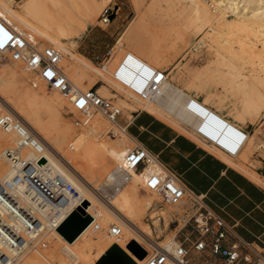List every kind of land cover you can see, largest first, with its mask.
<instances>
[{"label":"bare ground","instance_id":"obj_1","mask_svg":"<svg viewBox=\"0 0 264 264\" xmlns=\"http://www.w3.org/2000/svg\"><path fill=\"white\" fill-rule=\"evenodd\" d=\"M104 2L105 0H0V19L26 35L28 39L50 42L58 46L59 64L76 88L84 90L81 80L87 79L93 84L109 83L122 92L126 88L110 77V63L103 67L105 72H101L88 58L79 53H72L64 42L68 38L77 36L87 24L93 22ZM152 2L149 9L156 11L159 8L158 13L161 11L162 14L158 15L163 19H160V22H163L165 31L157 35V40L154 42L146 41L143 37L131 38L130 35L144 24L146 15L139 2L134 0L136 16L131 19V24L118 39V51H122L126 46L124 51L133 53L152 66L165 69L171 65V77L169 78L166 73L160 91L151 100H141L130 91L125 93L135 102L148 106L151 111L167 119L170 124L194 138L230 165L239 169L242 166L247 168L251 151L261 145L256 142V133L261 130L255 129V132L250 134L243 125L252 124L254 118H264V0H154ZM191 23L199 24L198 34L206 38L210 48L214 50L215 58L204 66L205 71L239 67V75L232 77L233 83L241 91L239 99L231 103L226 112L201 100L192 90V85L184 86L186 91L178 85L180 71L175 63L171 64V60L179 53L185 42L186 31L179 24L185 27ZM124 42L127 45L123 47ZM160 44L162 48L159 47ZM241 67L250 70L246 69L249 70L247 73L242 72ZM17 74L22 75L33 85L23 89L22 92L18 91L13 81ZM31 74L33 71L23 66L20 61H12L10 65L0 66V115L12 114L17 117L41 140L43 144L41 159L46 160L52 171L63 175L79 193L83 199L81 201L83 211L88 212L99 223L100 228L92 231L88 221L70 239L53 229L47 236L45 248L35 250L26 248L17 253L11 264H44L48 259L56 264H96L112 244L121 248L132 259L133 264H141L152 247L157 244L162 245L154 240L150 227L141 223L154 198H157L150 191L140 189L142 176L150 167L140 172L128 169L129 179L115 189L113 195L109 197V202H104L94 195L92 187L99 186L94 176L115 163L105 180L109 184L114 178L115 167L121 164L124 153L131 147L125 145V138H129L131 142L132 138L126 131L111 127L109 120L104 119L97 111L98 108L94 107L96 111H93L90 110L93 107H87L79 111L86 113L80 120L90 135L82 132L75 139L77 135L72 137L69 125L62 124L58 117L57 108L64 104L65 94L49 87L53 90L50 91L47 89L48 86L46 88L35 79H31ZM102 87L103 84L96 92H103ZM190 98L196 101V111L207 116L212 122L213 129L208 132L210 138L222 142L226 135H236L238 131H244L245 138L238 147V161L213 144H207L199 139L188 127L198 120L196 113L185 108V103ZM120 106L124 108L129 106V103L123 101ZM157 106L169 111V116ZM216 124L220 128L218 132L217 127L214 128ZM200 128L204 129V124H200ZM105 133L111 134L109 139L102 138ZM15 140L14 131L9 126L0 125V181L12 173L11 168L3 161L4 154L3 151L1 152V147L12 145ZM65 143H69L75 153L69 155L64 149ZM21 153L26 157L36 156L32 149L27 147L22 148ZM248 175L254 177L251 173ZM17 196L23 205H32L20 189ZM73 205L70 199L66 209H70ZM6 210L7 205L1 203L0 215L9 220L5 217ZM109 222L118 225L117 234L108 232ZM130 240H134L143 249L142 256H136L126 246ZM2 247L10 251L5 245Z\"/></svg>","mask_w":264,"mask_h":264},{"label":"built area","instance_id":"obj_2","mask_svg":"<svg viewBox=\"0 0 264 264\" xmlns=\"http://www.w3.org/2000/svg\"><path fill=\"white\" fill-rule=\"evenodd\" d=\"M111 10V6L105 4L97 15L98 21L108 22ZM109 50L99 59L101 65L104 63L102 61L110 57ZM0 53H5L12 61H20L46 86L64 93L74 109L98 108L109 121L125 131V124L115 121L120 113L116 103L98 94L91 86L80 90L72 85L59 65L60 51L55 46H37L0 19ZM111 77L141 100L148 101L160 91L166 72L127 51L112 69ZM185 108L198 116L197 122L188 127L199 139L213 144L227 155L234 156L237 153L245 138L244 131H238L236 135L228 134L219 142L210 138L208 132L213 129L212 122L196 111V101L188 99ZM200 124H204V129L200 128ZM0 125L9 126L16 135L15 143L3 150L12 173L0 181V204L4 202L7 205L5 217L9 218L6 220L0 215V264H11L17 253L26 248H45L50 231L57 230L59 223L76 205L82 210L84 207L81 204L82 197L63 175L52 171L46 160L41 159V140L20 119L12 114H1ZM216 127L218 132L220 128L217 124L214 125ZM132 143L124 153L121 164L115 167L113 180L109 184L92 187V191L104 202H109L113 190L129 179L128 169L140 172L150 167L142 176L140 189H146L157 197L152 202L156 207L161 204L177 207L178 211L169 217V222L174 223L173 228L178 226L177 234L174 233L171 241L164 245L152 247L141 264H264L261 248L242 238L232 224L215 213L204 201L203 194L191 191L176 173L159 162L156 155L143 145L133 139ZM24 147L32 149L36 156H24L21 153ZM18 189L25 193L32 205L21 203L17 196ZM70 199L74 205L66 209ZM151 208L152 205L148 209ZM85 213L91 218L90 229L98 230L99 223L88 212ZM107 230L117 234L119 227L109 222ZM44 264L56 263L48 259Z\"/></svg>","mask_w":264,"mask_h":264},{"label":"rangeland","instance_id":"obj_3","mask_svg":"<svg viewBox=\"0 0 264 264\" xmlns=\"http://www.w3.org/2000/svg\"><path fill=\"white\" fill-rule=\"evenodd\" d=\"M137 1L139 2L140 7L145 10V14H146L145 22L143 25L140 26V28L137 31L133 32L130 36L133 39L143 37L146 41L154 42L155 40H157V35L159 36L162 34L163 30L165 31L164 29L165 26L163 22H160L163 19H161V15H158L162 13L161 11L160 13H158L159 12L158 6H157L158 10L150 11L149 6L150 4L153 3L152 1L154 0H137ZM105 4L111 6L112 9L111 12L113 13L112 17H110L108 22L101 23L100 21H98V17H97L99 13L98 12L97 15L94 17L93 22L87 24L86 27L77 36L64 40L66 47L72 53H79L84 57L88 58L92 62L94 67L101 72H105V69L103 67L109 63L111 65L110 70L112 71V69L116 67L120 57L126 52L124 51L126 48L125 46L126 43L124 42L122 44L123 47L125 46V48L122 51H118L119 49H118L117 41L136 16L134 0H105V2L102 4L100 9ZM159 22L162 23L163 25L160 24ZM179 26L181 28L183 27V29H185L186 31L185 42L183 43L179 53L176 56H174L173 59L171 60V64L175 63L177 69L180 71L179 74L181 76H180V80L178 81L179 82L178 85L185 91L186 89L184 86H186L187 84L192 85V90L195 91L196 95L199 96L201 100L205 101L210 106H213L215 108H218L226 112L231 106V103L239 99V93L241 91H239L236 84L233 83L232 81V77L239 75L238 74L239 67L237 69L222 68L223 70L225 69L224 71L222 69L205 71L204 66L209 64L215 58L214 50L210 48L209 41L198 34L200 33L199 24L191 23L185 27L179 24ZM161 27L163 28L161 29ZM147 32H149L150 34L149 33L146 34ZM150 35H153L154 37ZM145 36L148 38V40ZM31 41L36 43L37 46L51 44L60 51V48L58 46L50 42H43L41 40H35V41L31 40ZM159 47L162 48V45L160 44ZM109 48H110L109 50L110 58L107 59L106 61H102L104 63L101 65L99 63V59ZM5 55L6 54L0 53V66L2 67L6 65H10L12 62V60L8 59ZM61 55L63 56V54ZM234 62L237 63V61ZM161 69H163L168 74L169 78L171 77V72H170L171 65L165 67V69L164 68ZM240 69L242 70V72H246V73L250 70V68L244 69V67H241ZM62 70L66 75L67 72L64 70V68H62ZM31 79H35V81H38L44 87H46V85L37 77V75L34 72L33 74H31ZM13 81L14 83H16L15 84L16 89H18V91L21 92L23 91V89H26L27 87L33 85L31 82L24 79L20 74H17L13 78ZM101 84H103V87L101 88L103 92H97V93L105 98L111 99L114 103H116L120 107V113L117 115L115 119L117 123L121 124L120 120L122 118L128 119L130 117V112L135 108H142L144 110H148L153 114H155L156 116L168 121L167 119L163 118L156 112L151 111L148 108V106L141 105V103L135 102L132 98H129V96L125 93V91H128L127 89L121 92L120 90H117L116 87H113L111 84L106 82L103 83L98 82L96 84H93L92 82L90 83V81L87 79L81 80V85L82 87H85V89L91 86L95 88V90H97V88ZM47 89L50 88L48 87ZM50 91L53 90L50 89ZM66 101L67 100H65L63 105H60L57 108L59 121L62 124H66L67 126L69 125L72 132V137H76L77 135L75 139H77L82 132L90 135L87 129L83 127L82 121L80 120V118L85 116L86 113L74 109L72 105L68 101H67L68 103ZM123 101L129 103V106H126L124 108L123 106L121 107L120 104H122ZM66 103L68 104L67 106L65 105ZM157 107L161 109V111L164 110L159 106ZM96 109L93 107L90 110L96 111ZM97 111L101 113L99 109H97ZM164 111L166 112L167 110ZM165 112L164 114L169 116L170 112L169 111H167L166 113ZM102 117H104V119H107L104 115ZM109 124L111 127L120 130L111 121H109ZM243 126L250 134H253L255 132V129L261 130L256 133L257 134L256 142L260 143L261 145L258 146L259 148L256 147L254 150H252L250 156L256 153L258 156L264 158V118L263 119H261L260 117L254 118V122L252 124H244ZM110 135H111L110 133H105L102 135V138L109 139L108 137ZM187 136L192 138L189 135ZM192 139L195 140L194 138ZM196 142L199 143L198 141ZM132 144L133 143L129 140V138H125L126 146L129 145L131 146ZM7 146H11V145H7ZM7 146H2L1 152ZM64 149L69 155L75 153V150L70 146L69 143L64 144ZM249 158H250L249 166H247V168L246 166H242L239 170L244 174H246L247 176H249L248 173H251L254 176L251 178L256 180L257 181L256 183L259 182L258 184L264 187V177L260 176L252 169V166L257 165L258 162L252 159V157ZM3 161L5 162L6 166L9 167V163L5 158V156ZM114 166L115 163L109 165L107 168L98 172L94 176L96 178V182L98 185L108 184L107 182H105V180L108 174L110 173V171L114 168ZM114 192L115 190H113V192L109 195V197H111ZM177 211L178 209L176 206L161 204L160 206L156 207L154 204H152V208L149 209L146 215L141 219V223L143 225L149 226L151 229V233L154 237V240L164 245L166 242H168V240L172 238L173 234L176 233V229L178 226H175L173 228L174 223L169 222V217L171 216L172 213ZM72 221H74V219H72ZM165 237H167V239H164Z\"/></svg>","mask_w":264,"mask_h":264},{"label":"crops","instance_id":"obj_4","mask_svg":"<svg viewBox=\"0 0 264 264\" xmlns=\"http://www.w3.org/2000/svg\"><path fill=\"white\" fill-rule=\"evenodd\" d=\"M120 122L133 140L155 154L191 191L203 194L215 213L264 254V187L259 182L148 110L135 108ZM249 157L258 162L252 169L264 177V158L256 153ZM233 158L238 161V151Z\"/></svg>","mask_w":264,"mask_h":264},{"label":"water","instance_id":"obj_5","mask_svg":"<svg viewBox=\"0 0 264 264\" xmlns=\"http://www.w3.org/2000/svg\"><path fill=\"white\" fill-rule=\"evenodd\" d=\"M109 17H112V13ZM74 219V221H72ZM90 219L78 205L57 226L58 232L67 239L72 238ZM126 246L138 257L142 256L143 249L134 241L130 240ZM96 264H133L132 259L116 244H112L106 253Z\"/></svg>","mask_w":264,"mask_h":264}]
</instances>
